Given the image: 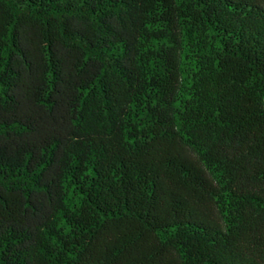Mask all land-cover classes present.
Returning a JSON list of instances; mask_svg holds the SVG:
<instances>
[{"label": "trees", "instance_id": "1", "mask_svg": "<svg viewBox=\"0 0 264 264\" xmlns=\"http://www.w3.org/2000/svg\"><path fill=\"white\" fill-rule=\"evenodd\" d=\"M0 264H264V0H0Z\"/></svg>", "mask_w": 264, "mask_h": 264}]
</instances>
